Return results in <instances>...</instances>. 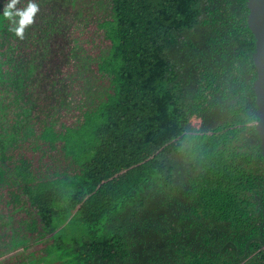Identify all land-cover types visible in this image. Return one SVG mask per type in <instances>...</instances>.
<instances>
[{
	"label": "trees",
	"instance_id": "trees-1",
	"mask_svg": "<svg viewBox=\"0 0 264 264\" xmlns=\"http://www.w3.org/2000/svg\"><path fill=\"white\" fill-rule=\"evenodd\" d=\"M10 2L0 219L22 222L24 250L47 242L52 264H264L247 0H15L5 17Z\"/></svg>",
	"mask_w": 264,
	"mask_h": 264
},
{
	"label": "rangeland",
	"instance_id": "rangeland-1",
	"mask_svg": "<svg viewBox=\"0 0 264 264\" xmlns=\"http://www.w3.org/2000/svg\"><path fill=\"white\" fill-rule=\"evenodd\" d=\"M25 238L29 239L22 222L18 223L9 218L0 219V251L3 253L0 264H52L60 257L59 253L44 241L33 243L30 249L24 250L30 245Z\"/></svg>",
	"mask_w": 264,
	"mask_h": 264
},
{
	"label": "water",
	"instance_id": "water-1",
	"mask_svg": "<svg viewBox=\"0 0 264 264\" xmlns=\"http://www.w3.org/2000/svg\"><path fill=\"white\" fill-rule=\"evenodd\" d=\"M248 26L255 38L252 60L257 72L254 83L255 100L258 109L257 132L264 158V0H247Z\"/></svg>",
	"mask_w": 264,
	"mask_h": 264
},
{
	"label": "clouds",
	"instance_id": "clouds-1",
	"mask_svg": "<svg viewBox=\"0 0 264 264\" xmlns=\"http://www.w3.org/2000/svg\"><path fill=\"white\" fill-rule=\"evenodd\" d=\"M15 0H11V2L8 4L7 8L4 11L5 17H11L13 14L10 11V9L14 6ZM36 10V5L30 2L29 9L27 12L22 13V19L20 21L21 25H26L31 21V14Z\"/></svg>",
	"mask_w": 264,
	"mask_h": 264
},
{
	"label": "crops",
	"instance_id": "crops-1",
	"mask_svg": "<svg viewBox=\"0 0 264 264\" xmlns=\"http://www.w3.org/2000/svg\"><path fill=\"white\" fill-rule=\"evenodd\" d=\"M2 259V255H0V260Z\"/></svg>",
	"mask_w": 264,
	"mask_h": 264
}]
</instances>
